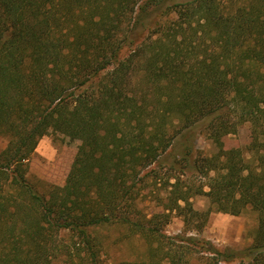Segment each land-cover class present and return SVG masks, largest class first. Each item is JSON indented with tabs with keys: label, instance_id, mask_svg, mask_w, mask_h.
Wrapping results in <instances>:
<instances>
[{
	"label": "trees",
	"instance_id": "trees-1",
	"mask_svg": "<svg viewBox=\"0 0 264 264\" xmlns=\"http://www.w3.org/2000/svg\"><path fill=\"white\" fill-rule=\"evenodd\" d=\"M245 123L248 160L222 142ZM50 129L80 147L64 185L43 193L28 165ZM197 129L219 154L195 151ZM0 134V264H108L94 236L107 225L146 239L149 264L238 257L200 237L199 194L257 214L241 258L264 264V0H0ZM190 167L215 172L209 191L187 183ZM154 189L161 210L148 214ZM173 213L181 235L163 230Z\"/></svg>",
	"mask_w": 264,
	"mask_h": 264
},
{
	"label": "rangeland",
	"instance_id": "rangeland-1",
	"mask_svg": "<svg viewBox=\"0 0 264 264\" xmlns=\"http://www.w3.org/2000/svg\"><path fill=\"white\" fill-rule=\"evenodd\" d=\"M172 17L174 18L175 16L172 15ZM127 51H124V55ZM139 82V86L146 88L145 81L139 79ZM191 137L194 149L200 155L211 157L219 154L220 149L217 144L208 139L202 129H197ZM222 142L223 150L240 149L245 159H251L252 152L249 147L254 144L251 124L245 123L241 125L235 133L225 136ZM7 144L8 138L0 134V151ZM176 146L180 151L184 147L182 141L178 142ZM79 147V141L70 139L50 129L39 141L35 153L29 162V180L43 193L47 192L52 186L62 187ZM195 154H193V158L196 157ZM214 175L215 172H210L209 176L204 177L195 168L190 167L186 169L184 179H186L188 184L203 185V190L209 191V178ZM154 191L141 203L140 208L145 213L150 214L153 211L161 210L160 207L156 206L155 193L157 190L154 189ZM191 202L193 208L199 212L210 210L207 222L200 233L203 241L211 242L219 251L231 249L238 253V257L221 264H247L248 260L241 257L247 253L253 243L258 227L257 214L250 208L238 216L219 212L212 206L209 197L204 194L193 196ZM163 230L169 236L181 235L185 230V225L182 218L173 213L170 223ZM193 235V232H188V236L193 237ZM94 236L103 243V253L108 264H149L157 262L156 259H152V256H150V245L146 239L134 235L126 226L107 225L96 230ZM208 247V245H201L198 249L203 254ZM54 264H62V262L55 261ZM163 264H167V262L164 260Z\"/></svg>",
	"mask_w": 264,
	"mask_h": 264
}]
</instances>
